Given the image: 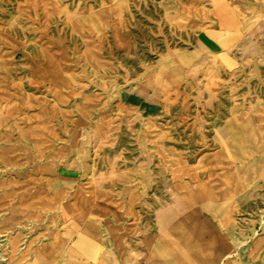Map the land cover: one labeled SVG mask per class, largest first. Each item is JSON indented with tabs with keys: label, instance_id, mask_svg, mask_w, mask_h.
<instances>
[{
	"label": "rangeland",
	"instance_id": "1",
	"mask_svg": "<svg viewBox=\"0 0 264 264\" xmlns=\"http://www.w3.org/2000/svg\"><path fill=\"white\" fill-rule=\"evenodd\" d=\"M210 2L213 21L226 28L245 11ZM166 6L0 0V264H38L32 252L41 242L79 221L64 202L82 204L108 245L90 191L115 202V223L134 245L174 193L234 173L213 156L224 154L225 124L237 142L232 116L262 86L248 74L206 85L207 73L190 66L186 22ZM197 10L201 18L206 6ZM53 243L51 260L66 262V243ZM225 264L263 263L240 255Z\"/></svg>",
	"mask_w": 264,
	"mask_h": 264
},
{
	"label": "crops",
	"instance_id": "2",
	"mask_svg": "<svg viewBox=\"0 0 264 264\" xmlns=\"http://www.w3.org/2000/svg\"><path fill=\"white\" fill-rule=\"evenodd\" d=\"M150 1L167 4L171 19L186 22L180 29L189 46L190 66L207 73L206 85L220 79L236 82L248 74L250 83L262 86L261 93L232 116L237 142L225 124L220 138L224 154L213 156L217 164H233L234 173H218L216 183L204 184L203 189L174 193L155 213L153 232L140 237L135 246L127 228L115 223L112 200L101 203L97 192L90 191L94 205L102 209L91 214L105 220L110 241L105 246L98 224L81 215L82 204L64 202L62 209L69 218L73 215L79 221L68 222L60 236L53 234L41 242L33 259L38 264H225L245 255L264 264V0H219L223 6L245 10L229 28L213 21L211 0ZM197 5L206 6L201 18ZM224 13L233 14L231 9ZM54 237L67 245L66 262L51 260L59 250Z\"/></svg>",
	"mask_w": 264,
	"mask_h": 264
}]
</instances>
